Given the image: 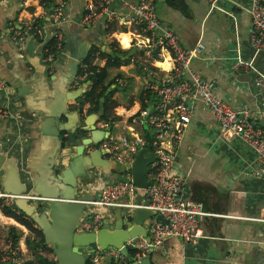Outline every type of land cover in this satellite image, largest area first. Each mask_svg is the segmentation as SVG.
Segmentation results:
<instances>
[{
    "label": "crops",
    "instance_id": "obj_1",
    "mask_svg": "<svg viewBox=\"0 0 264 264\" xmlns=\"http://www.w3.org/2000/svg\"><path fill=\"white\" fill-rule=\"evenodd\" d=\"M60 1L55 0L53 6ZM67 1L72 22L62 28L65 48L57 58L55 73L50 75L43 64L38 40H29L20 50L7 31L10 24L46 17L48 9L44 4L48 0H0V78L8 86L7 91L0 93V108L8 114L0 120V184L4 189V184L9 182L6 187L15 192L21 187L25 191L19 196L42 198L44 201L27 199L29 206H37L39 216L48 209L50 198H58L56 202L94 201L106 185L132 178L135 156L127 145L136 140L151 143L152 148L158 142L164 148L172 147L169 136L157 141L148 129V115L144 113L153 110L155 101L150 98L149 103L142 106L141 97L146 96L151 79L145 70L144 51L132 50L131 54H136L144 66L131 61L110 70L107 81L113 83L112 89L116 90L112 98L116 107L110 111L117 118L111 128L112 135L119 143L120 155L131 162L120 165L96 145L88 146L85 156L93 152L100 155L94 160L86 158L88 163L76 168L79 173L73 176L75 201L65 199L73 192L69 186L71 176L57 179L72 164L65 145L75 140L76 145L71 150V155L75 156L74 149L89 137L81 131L89 128L86 126L90 120L89 105L82 112L80 100L73 99L74 94L89 84L88 80H78L81 67L91 61L96 50L110 53L114 44L128 48L134 38L129 26L117 22H110L108 28L103 22L92 29L82 28L85 0ZM251 5L252 0H219L215 6L206 0H160L158 12L163 28L176 34L185 49L192 50L199 42L204 44L202 56L192 61L193 71L209 83L230 108L251 111L252 121L264 130L263 104L256 86L258 75H264V51L256 54L250 45L248 10ZM48 30L50 36L56 31L54 27ZM72 54L84 59L73 82ZM106 63L102 52L91 61L98 69L105 68ZM150 68L168 77L174 64L164 54ZM193 106L192 120L175 147L177 159L173 172L185 180L180 194L183 201L202 203L207 212L220 217L204 219L205 238L196 244H186L174 237L165 239L151 254V264H264V177L255 175L256 153L237 138H225L216 119L201 102L196 101ZM53 115L58 118H50ZM115 129L117 135L113 133ZM125 131L129 132L127 143L123 140ZM143 191L133 196L134 203L148 204V193ZM96 208L89 205L77 208L87 216L79 224L100 214L94 213ZM116 211L117 208H109L104 212L105 217L100 214L103 226L108 223L110 230L116 224ZM24 215L27 220L3 216L11 222L0 216V249L8 248L12 228L17 232V242L25 257L34 258V264H58L53 250L45 244L40 226ZM153 218L146 221L148 237ZM78 226L76 234H80ZM41 248L43 253L39 254Z\"/></svg>",
    "mask_w": 264,
    "mask_h": 264
},
{
    "label": "built area",
    "instance_id": "obj_2",
    "mask_svg": "<svg viewBox=\"0 0 264 264\" xmlns=\"http://www.w3.org/2000/svg\"><path fill=\"white\" fill-rule=\"evenodd\" d=\"M159 1L85 0V10L81 19V27L85 29H92L101 22L104 23L105 28L109 27L110 22H117L131 28L134 38L131 39L129 47L125 48L115 44V50L129 52L127 58L132 63L140 64V67L147 63L145 70L151 82L146 93H150V98L155 101V105L151 108L152 111L144 113L148 115L146 123L148 129L154 133L155 140L159 141L169 136L172 141L171 148H164L159 142L152 148L151 143L148 144L144 140H136L127 145L133 156L143 147H147L153 154L154 162L149 166L146 178L149 183L145 190L149 196L148 205L133 202V196L141 189L134 184L132 178L106 185L96 200L84 203L100 210L109 208L149 210L156 214L151 221L150 241L135 238L124 243L123 248L129 251L138 264L148 259L152 250L160 247L169 237L180 238L186 244H196L205 238L202 229L204 219L219 216L207 212L202 203L183 201L180 194L183 191L185 180L173 172L177 159L175 147L179 145L192 120L193 105L196 101L201 102L216 119L225 138H237L254 150L257 156L255 175L264 177V130L252 121L251 111L230 108L214 93L212 86L193 71L192 61L202 56L205 46L199 42L192 50H187L182 46L176 34L163 28L158 12ZM206 1L215 6L219 0ZM68 8V1L62 0L56 7L48 10L46 12L48 15L43 19L21 21L17 24H10L7 28L12 42L20 50H23L29 40H38V46L43 54V64L50 75L55 73L57 58L65 48V35L62 28L72 22ZM248 13L251 19L249 41L258 54L264 51V0H252ZM51 27L56 29L53 36H50L48 30ZM132 50H143L145 62L138 61L136 54H131ZM96 51V53L93 52L91 61L101 54L99 50ZM164 54H167L174 64L173 71L168 77L156 74V70L150 68V65H154ZM91 61L81 67L82 71L78 80H89L93 77L94 72L91 69L95 67ZM238 65L243 66L241 63ZM89 84L85 92L91 90ZM256 86L260 91L263 104L262 114H264V75H258ZM7 89V83L0 78V93ZM7 116V112L0 108V120ZM112 125L113 123L110 122L98 124L99 130L110 131V134L96 146L99 147V151L112 157L118 164L127 165L131 160L127 162L128 157L123 158L120 155L119 143L112 135ZM23 198L44 201L42 198L10 194L0 184V215L10 216L6 213V210H9L11 216L27 220V217L16 207V200ZM157 216H161L164 221L158 220ZM103 224L102 216L96 214L91 219L82 221L77 232L96 234L103 228ZM42 253L43 248L39 250V254ZM108 257L112 258L113 264H132L122 254V248L101 251L96 247L89 262L90 264H107L105 259ZM34 261V258H27L23 255L20 245L11 235L8 239V248L0 249V264H34Z\"/></svg>",
    "mask_w": 264,
    "mask_h": 264
},
{
    "label": "water",
    "instance_id": "obj_3",
    "mask_svg": "<svg viewBox=\"0 0 264 264\" xmlns=\"http://www.w3.org/2000/svg\"><path fill=\"white\" fill-rule=\"evenodd\" d=\"M71 58L74 62L72 68H70L74 75L73 82L78 74L80 62L84 59L74 54L71 55ZM84 92L85 87L81 92L74 94L73 99H79ZM89 117L90 120L86 123V126H89V128L81 129L82 133L89 137L82 140L81 144L74 149L75 156L71 155V150L76 145L75 140H70L65 145V148L69 150V157L72 160V164L65 170L62 176L61 174L57 176V179L62 177L64 180L67 175L71 176L69 179L71 184H69V186L73 192L69 193V198H65L69 201H75L76 198V183L73 177L74 174L79 173V170L76 172V168H78L81 163H88L86 158L94 160L100 155L99 152H93L85 156L86 148L91 145L100 144L105 138H108L110 134V131L98 129L97 123L100 122L99 114H92ZM50 118L58 117L53 115ZM123 140H125L126 143L129 141L128 131H125ZM147 141H151V134L147 136ZM153 162V154L147 147L141 148L134 157L131 168L132 181L141 190H146L148 188L149 183L146 178L149 172V166ZM123 170L126 169L123 168ZM6 183L4 184V190L10 194L19 196L25 191L21 189V187L17 188L18 192L12 191L7 188L9 182ZM57 199L58 198H50L47 200L48 209L42 213L41 216L36 213L37 206H29L28 200L25 198L16 200V206L40 226L45 238V244L53 250L57 257L58 264H87L91 256L95 253L96 247H99L101 251L108 249L118 250L122 248V254L127 257L128 261L132 264H138L134 261L129 251L123 248L124 243L135 238H145L150 241L147 234L146 221L156 216L153 211L135 210L132 214L125 216L124 212L126 210L117 209L116 224L113 230H110L108 223H106L96 234H76L75 229L79 225L80 220L83 217H87L76 209L86 206L84 204L85 202H56ZM64 217L67 218V220H63ZM157 219L164 221L161 216H157ZM82 250L84 252H82ZM153 252L154 250H152L151 254ZM151 254L148 259L143 260L139 264H151ZM105 262L107 264H113L111 257L106 258Z\"/></svg>",
    "mask_w": 264,
    "mask_h": 264
},
{
    "label": "trees",
    "instance_id": "obj_4",
    "mask_svg": "<svg viewBox=\"0 0 264 264\" xmlns=\"http://www.w3.org/2000/svg\"><path fill=\"white\" fill-rule=\"evenodd\" d=\"M54 3L55 0H48V2L44 4L45 9L50 10L51 8L56 7L53 6ZM115 48L116 45L114 44L110 47L111 49L110 53L101 51L102 57L107 58L106 66L103 69H98V68L91 69L94 72L93 77H90L88 80L90 82L89 85L91 86V90L88 92L87 91L84 92V94L79 98L82 107L81 111L83 112L85 106L89 105L88 115L99 114L100 122L103 121V122L113 123L117 120V118L110 113V111L116 107V103L112 101V98L116 90L112 89L113 83L110 82L107 83L109 77V71L130 63V60L127 58L128 52L125 53L122 51H117L115 50ZM86 63H89V61ZM86 86L88 87V85ZM150 97H151L150 93H147L145 97L144 96L141 97L142 106H146L149 103ZM6 213L7 215L11 216V212L9 210H6ZM25 225L27 224L25 223ZM27 226L32 229L31 225H27ZM10 234H12L14 239L17 240L18 235L14 229L10 230ZM39 234L40 233H38V236ZM41 242H43L42 239ZM46 264H54V263L46 262ZM87 264H90V262L88 261Z\"/></svg>",
    "mask_w": 264,
    "mask_h": 264
},
{
    "label": "rangeland",
    "instance_id": "obj_5",
    "mask_svg": "<svg viewBox=\"0 0 264 264\" xmlns=\"http://www.w3.org/2000/svg\"><path fill=\"white\" fill-rule=\"evenodd\" d=\"M115 135H117L118 134V130L117 129H115L114 130V132H113ZM143 192H145V191H143ZM108 209H106V210H99V209H95V212L94 213H100V214H102L104 217L107 215V214H104V212L105 211H107ZM131 212V210H126V215H129V213ZM112 223V222H111Z\"/></svg>",
    "mask_w": 264,
    "mask_h": 264
},
{
    "label": "bare ground",
    "instance_id": "obj_6",
    "mask_svg": "<svg viewBox=\"0 0 264 264\" xmlns=\"http://www.w3.org/2000/svg\"><path fill=\"white\" fill-rule=\"evenodd\" d=\"M1 216V215H0ZM3 219H5L3 216H1ZM5 220H7V219H5ZM7 221H10V220H7ZM11 222V221H10Z\"/></svg>",
    "mask_w": 264,
    "mask_h": 264
},
{
    "label": "clouds",
    "instance_id": "obj_7",
    "mask_svg": "<svg viewBox=\"0 0 264 264\" xmlns=\"http://www.w3.org/2000/svg\"><path fill=\"white\" fill-rule=\"evenodd\" d=\"M100 123V122H99Z\"/></svg>",
    "mask_w": 264,
    "mask_h": 264
},
{
    "label": "flooded vegetation",
    "instance_id": "obj_8",
    "mask_svg": "<svg viewBox=\"0 0 264 264\" xmlns=\"http://www.w3.org/2000/svg\"><path fill=\"white\" fill-rule=\"evenodd\" d=\"M145 239V238H144Z\"/></svg>",
    "mask_w": 264,
    "mask_h": 264
}]
</instances>
